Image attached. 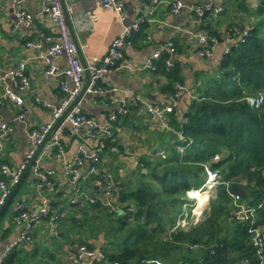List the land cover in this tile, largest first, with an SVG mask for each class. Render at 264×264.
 I'll return each mask as SVG.
<instances>
[{"label":"trees","instance_id":"16d2710c","mask_svg":"<svg viewBox=\"0 0 264 264\" xmlns=\"http://www.w3.org/2000/svg\"><path fill=\"white\" fill-rule=\"evenodd\" d=\"M256 1L250 13L255 21L247 27L239 25L233 29L231 25L221 33L214 29L206 31L209 46L211 39L221 42L226 35L232 42L213 70L194 74L191 98L184 102L181 95V101L168 114L167 124L179 130L183 139H174L166 145L163 157L160 154L139 157L136 169L126 180L117 182L111 172L114 180L111 206L83 199L68 203L66 191H51L56 195L54 198L67 197V203L63 204L66 208L59 201L51 203L52 206L49 203V211L42 218L57 230L53 239L58 232L73 233V238L63 235V254L67 250L73 252L77 245H85L87 249L99 250L103 256L99 263L83 260L88 264H241L244 260L247 264H259L247 223L231 217V196L227 191L233 183L247 195L246 199L240 198L242 202L261 205L253 226L264 234V0ZM242 29L246 34L240 42L238 33ZM167 57V52L162 51L151 71L164 77L165 83L159 88L164 95L174 92V83L185 84L179 61L173 58L172 67L167 70ZM257 95L262 96L260 104L248 105L246 98ZM102 141L98 164L105 151L117 147L115 141ZM176 145L184 146L182 154L177 153ZM49 154L56 156V149L51 148ZM215 154L218 159L212 160ZM35 161L25 176L32 171ZM203 163L217 171L221 183L207 200L206 210L197 223L186 230L173 228L181 206L189 203L184 198L185 192L203 182ZM34 180L35 186L37 177ZM92 180L93 176H89L84 185L94 194ZM17 190L4 210L14 202ZM32 231L33 228L29 241L23 242L33 239ZM56 237L57 251L62 239ZM35 242L28 251L12 245L0 264H23L31 259L47 264V260L35 258L38 254ZM42 252L47 259L54 260L46 247Z\"/></svg>","mask_w":264,"mask_h":264},{"label":"crops","instance_id":"0c3cea01","mask_svg":"<svg viewBox=\"0 0 264 264\" xmlns=\"http://www.w3.org/2000/svg\"><path fill=\"white\" fill-rule=\"evenodd\" d=\"M42 1L24 0L20 4L31 17L30 25L24 27L16 22L14 16L16 6L13 0H0V73L23 61V76L29 82V90L21 93L22 104L17 105L1 95L4 85L12 88L10 81L8 79L0 81V122L13 127V131L3 141L0 153L2 159L13 166L21 162L28 149V130L50 119L49 108L42 106L41 102L53 107L58 104L60 98L57 86L63 78L60 74L64 66L63 58L53 59L52 62L56 66L55 74L46 75L40 60L45 44L41 47L26 48L27 42L36 44L45 38L54 39L57 34L55 25L41 11ZM59 1L70 23L73 42L78 47L79 62L80 64L84 62L86 66L104 55L122 25H128L137 17L143 18L139 31L130 37L125 49V63L130 69L116 66L101 77L99 84L103 89L111 87L129 89L134 95L154 103L163 101L164 94L159 88L165 83V79L148 70H136V66H139L154 49L171 41L175 51L173 58L179 61L180 74L185 82L183 85L186 92L181 99L186 102L192 93L191 89L196 79L194 74L196 72L208 74L226 49L222 41L214 42L211 43L212 55L209 58H198L195 55V35L200 32L206 34L208 29L221 33L231 25L233 29L239 25L247 27L248 23L255 21L250 13L257 4L256 0H184L179 12L173 14L170 11L171 0H158L156 4L149 0H123V19L119 20L112 10L102 9L94 0ZM207 2L213 6L220 5L221 10L218 13L206 12L202 18H197L193 8L204 6ZM83 82L84 79L81 86ZM125 100L118 92L95 94L84 92L80 97L82 110L99 123H104L106 117L110 113H116L119 107L126 108V114H116V121L112 127L114 137L111 141H115L117 147L109 148V152L105 151L100 162L102 168L113 173L117 182L130 178L138 165L139 157L151 158L154 154L163 157L165 154L163 148L177 139L171 132L159 127L141 109L129 106ZM18 114L22 115L20 119L17 118ZM78 144L89 149L93 142L78 137L70 140L64 146L66 159L74 154ZM158 147L162 148L156 152ZM175 150L177 151V145ZM35 164L55 170V176L51 179L52 189L42 190L41 195L49 200L50 205L59 201L57 203L66 208V205H63L67 203L66 195L54 198L56 195L51 192L58 187L63 189L66 187L62 185V162L54 155L51 156L49 151L45 153L42 150L37 155ZM35 177L32 171L25 176L23 183L18 187L14 202L3 210L4 213L0 217V255L14 240H19L21 227L12 220L13 204L19 201L27 209L39 204L40 194L35 191ZM84 187L89 193L88 186ZM62 191L60 189V192ZM55 232L52 223L42 219L33 227V239L28 243L19 241L16 249L28 251L35 241L39 242ZM62 247H65L63 243L55 256V260L58 256L56 261L60 260V264L65 256L61 251ZM60 257L62 259H59ZM79 264L88 263L82 261Z\"/></svg>","mask_w":264,"mask_h":264},{"label":"built area","instance_id":"2783aa9c","mask_svg":"<svg viewBox=\"0 0 264 264\" xmlns=\"http://www.w3.org/2000/svg\"><path fill=\"white\" fill-rule=\"evenodd\" d=\"M24 0H13L16 11L14 16L16 22L24 27H27L31 23L30 15L20 6ZM102 9L112 10L119 20L123 19L124 3L123 0H94ZM152 4H156L158 0H149ZM184 0H171L170 11L175 14L178 13L183 6ZM221 10V6H213L212 3L207 2L204 6H195L193 13L197 18H202L206 12L218 13ZM41 11L48 16L51 22L55 25L57 34L54 39H42L40 42L34 44L32 42L26 43V48L41 47L45 44L43 54L40 56L42 65L44 66V74H55L56 66L52 62L53 59L62 57L64 60V66L60 74L62 79L58 83V92L60 94L59 102L56 106H49L45 102H41L42 106L49 108L50 119L49 121L40 124L38 126L31 127L28 130L29 146L25 152L23 159L17 166H11L2 161L0 153V206L3 204L10 188L18 180L25 164L32 158L36 152L38 146L41 144L46 133H48L56 121V119L62 114V112L68 107L70 102L76 97L81 88L83 79V67L79 62L77 55V47L70 39L69 32L65 23V19L60 7L59 0H43L41 5ZM143 18L137 17L131 21L128 25H122L117 31L113 39L111 40L104 55L96 61L89 63L86 69L89 73V81L84 92L88 93H106V92H118L121 97H124L129 106L141 109L147 114L151 120L157 123V125L169 132H171L178 140L183 139L179 130L173 129L167 124V116L172 113L173 109L178 105L181 95L186 92L184 85L180 83H174L172 94H165L162 102L154 103L152 101L143 99L129 90H121L117 87H111L109 89L102 88L99 84L101 77L110 72L114 67H127L130 66L125 63L124 53L129 43L130 37L139 31L140 24ZM246 34V30L242 29L238 33V40L243 42V37ZM212 44L215 42L211 39ZM209 39L204 32H200L195 35V55L198 58H209L212 55L211 46L208 45ZM232 42L229 36H225L222 43L227 47ZM165 51L168 54L165 60L166 69L172 67L174 47L171 41L154 49L139 65L136 66V70H148L153 71L155 69L154 62L160 57L161 52ZM24 62H18L13 67L0 73V81L8 79L11 83V87H3L2 97L14 102L17 105L22 104L21 93L29 90V82L26 77L23 76ZM246 101L250 106H257L262 101V96L257 95L253 97H247ZM126 108L121 106L117 109L116 113H110L106 117L104 123H99L94 118L89 117L82 110L80 99H78L72 107L67 111L62 121L51 131L50 136L43 146V152L47 153L51 148L56 149V158L62 162L61 176L62 185L66 187L53 191L56 193L60 189L68 193V203H75L80 199L86 200L89 203L99 202L106 206H111L112 194L111 190L114 186L113 176L110 171L102 168L99 161V153L103 148V139L112 140L114 137L113 123L116 121V114H126ZM21 114L17 115L20 119ZM185 121V118L182 119ZM13 131V127L10 124L0 122V152L2 149L3 141L7 139V135ZM78 137L83 140L93 142V145L86 149L82 144H78L75 148L74 154L66 159L64 157V146L67 142ZM190 143L188 139L187 144ZM184 146H177L178 154H182ZM41 150V151H42ZM218 159V155L215 154L212 160ZM203 182L200 186L189 188L186 193L188 198L194 199L197 203H194V208L190 210V214L186 213L182 220L175 221L173 228L186 230L191 225L197 223L202 218L201 210L204 209L205 200L209 199L212 190L214 192L215 187L221 182L218 181V174L216 170H211L208 167V163L202 164ZM32 173L37 177L38 182L35 185V191L40 194L39 204L36 207L27 209L21 202H15L12 206V213H14L12 220L16 225H20L19 240H14L11 244L16 245L19 241H29V234L33 226L45 217L49 211V200L41 195V191L44 189H52L51 179L55 176V170L52 168H45L43 165L35 164L32 168ZM93 176L91 181L92 186H95V191L99 193H87L86 187H84V181ZM211 181V182H206ZM227 186V185H226ZM231 217L242 223H247V232L251 235V243L255 247V253L260 258L259 264H264V234L263 231L253 226L257 220V210L260 208V204L249 205L241 201V199L235 195H231ZM199 200V202H198ZM188 201V200H187ZM191 203L190 201H188ZM189 203L183 204L186 206ZM196 207H200L196 209ZM203 211V210H202ZM180 218V219H181ZM185 220V221H184ZM187 226V228H185ZM9 247V248H10ZM8 248V249H9ZM4 251L0 255L1 258L8 251ZM66 256L62 264H79L83 260L101 262L103 256L99 250L87 249L85 245H77L73 252L68 250L64 254ZM241 264H247V261H242Z\"/></svg>","mask_w":264,"mask_h":264},{"label":"water","instance_id":"95a60500","mask_svg":"<svg viewBox=\"0 0 264 264\" xmlns=\"http://www.w3.org/2000/svg\"><path fill=\"white\" fill-rule=\"evenodd\" d=\"M61 10H62V13H63V16H64V19H65V23H66V26H67V29H68V32L71 36V39L73 41V38H72V33H71V26H70V23L67 19V17L65 16V10H64V7L63 5H61ZM77 54H78V47H77ZM81 65L83 67V79H84V82L80 88V91L79 93L76 95V97L70 102V104L68 105V107L62 112V114L56 119V121L53 123L50 131L48 133H46L44 139L42 140L41 144L38 146L36 152L34 153V155L32 156V158L27 162V164L25 165L24 169L22 170L18 180L12 185V187L10 188L3 204L0 206V214L3 212L4 208L9 204L10 200L12 199L13 197V194L16 192V190L18 189L22 179L24 178L25 174L27 173L28 169L30 168V166L32 165V163H34L37 155L39 154V152L42 150L43 146L45 145V143L47 142L49 136H50V133L51 131H53L56 126L62 121V118L65 116V114L67 113V111L72 107V105L78 100L80 99L81 95L84 93L85 89H86V86L88 84V81H89V73L86 69V65L84 62H81ZM162 147H158L156 149V152L159 151ZM227 191L229 194L231 195H235L239 198H242V199H246L247 195L245 193V191L231 183L228 185L227 187ZM120 264H126L125 262H121Z\"/></svg>","mask_w":264,"mask_h":264},{"label":"rangeland","instance_id":"374dc122","mask_svg":"<svg viewBox=\"0 0 264 264\" xmlns=\"http://www.w3.org/2000/svg\"><path fill=\"white\" fill-rule=\"evenodd\" d=\"M130 174H128V176H129ZM125 176H127V175H125ZM132 176V175H131ZM131 176H129V177H131ZM204 182H205V178H204ZM206 182H211V181H206ZM188 191V190H187ZM186 191V192H187ZM96 193H99V192H96ZM213 190H212V194H210V196H209V198H212L214 195H213ZM184 198H185V200H188V201H190L191 203H189V204H187L186 206H181V211H180V213L178 214V216H177V219H176V221H180V220H182V218H181V216H182V214H183V217L186 215V213H191L190 212V210H191V208L193 207L194 208V203H197L194 199H191V198H188L187 196H186V193H185V195H184ZM198 202H199V200H198ZM205 207H203L204 209H202L201 210V212H202V214L204 213V211L206 210V207H207V202H206V200H205ZM200 207H196V209H199ZM181 218V219H180ZM42 220V219H41ZM44 220V219H43ZM185 221V220H184ZM185 228H187V226H185ZM55 229H56V227H55ZM57 231V230H56ZM75 234V233H74ZM63 235H64V237H66L67 235H68V237H74L73 236V233H71V234H66V233H63V232H58V234H56V236H60L61 238H60V240H61V242H60V246H61V244L62 243H65V239L63 240ZM56 236H54V239H53V237L52 236H50V237H46L45 239H41L38 243L37 242H35V243H37V256L35 257V258H39L40 260H41V262H44V261H48V263L47 264H54L55 263V261L58 259V256H57V258H56V260H55V258H54V260H52V259H47L46 257H45V254L42 252V249H44V247H46V250H48L49 252H51L52 254H53V256H56L57 255V251H55V246L57 245V243H59L57 240V238L58 237H56ZM67 243V242H66ZM39 256H42V258H40ZM65 258H66V256H64L63 257V260H65ZM59 259H62V257H60ZM36 261V259H31L30 261H28V263H23V264H38V263H36L35 262ZM62 261V260H61ZM59 262H60V260H59ZM62 263H63V261H62ZM61 263V264H62ZM56 264V263H55Z\"/></svg>","mask_w":264,"mask_h":264}]
</instances>
